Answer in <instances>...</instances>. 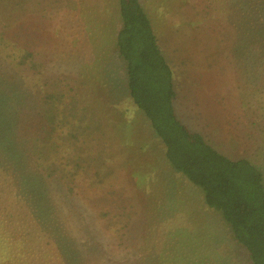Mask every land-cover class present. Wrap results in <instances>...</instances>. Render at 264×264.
<instances>
[{
  "label": "trees",
  "instance_id": "obj_1",
  "mask_svg": "<svg viewBox=\"0 0 264 264\" xmlns=\"http://www.w3.org/2000/svg\"><path fill=\"white\" fill-rule=\"evenodd\" d=\"M225 1L228 12H218V22L241 25L225 38L224 56L236 68V55L252 51L248 66L260 71L264 88V0ZM113 2L117 17L110 42L125 70V93L146 118L165 166L199 189L206 207L220 212L248 264H264L262 173L246 158L220 153L179 119L182 89L174 85L172 64L148 14L139 0ZM22 10L0 19L12 31L0 41V264H158L144 249L154 217L143 207L134 211L131 199L120 200L115 188H100L107 171L119 175V168L128 176L125 165L91 163L92 152L106 148L96 144L104 138L98 128L118 123L96 113L97 94L80 92L82 64L60 37H39L33 28L18 33L15 21L26 23L19 20ZM220 24L216 29L222 30ZM242 34L248 36L243 44ZM240 65L248 68L246 61ZM247 81L252 84L249 74ZM108 100L101 104L114 103ZM142 219L147 223L141 228Z\"/></svg>",
  "mask_w": 264,
  "mask_h": 264
},
{
  "label": "rangeland",
  "instance_id": "obj_2",
  "mask_svg": "<svg viewBox=\"0 0 264 264\" xmlns=\"http://www.w3.org/2000/svg\"><path fill=\"white\" fill-rule=\"evenodd\" d=\"M139 1L163 56L172 64L174 85L182 89L179 119L220 153L248 159L262 173L264 183V88L260 71L248 66L251 55L255 57L252 51L236 55V68L224 56L225 38H233L234 28L241 25L228 26L226 17V23L218 22L222 18L218 12H228L227 1ZM114 6L113 0H0V19L24 9L19 20L23 17L26 23L15 21L18 33L33 28L31 33L39 37H60L82 64L85 84L80 85V92L97 94L96 113L104 122L118 123L113 128H98L104 138L96 144L106 148L94 150L91 163L125 165L128 176L119 168V175L115 169L107 171L100 188L103 193L115 188L120 200L131 199L134 211L139 213L143 207L154 217L144 235L150 241L144 249L152 263L248 264L247 252L235 243L220 212L206 207L201 191L165 166L161 146L147 130L146 118L126 96L125 70L110 42L117 17ZM218 24L222 30L216 29ZM7 29L8 24L0 28V41L12 33ZM246 37L241 35V44ZM240 61H246L248 68ZM189 87L187 102L183 97ZM109 98L114 103L108 105ZM105 99L108 102L101 104ZM92 137L100 138L98 133ZM141 223L142 228L147 219Z\"/></svg>",
  "mask_w": 264,
  "mask_h": 264
}]
</instances>
